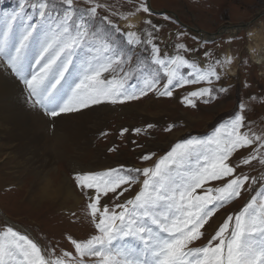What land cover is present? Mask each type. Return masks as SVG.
<instances>
[{"label": "snow or ice", "instance_id": "obj_1", "mask_svg": "<svg viewBox=\"0 0 264 264\" xmlns=\"http://www.w3.org/2000/svg\"><path fill=\"white\" fill-rule=\"evenodd\" d=\"M84 3L88 7L77 0H17L10 12L0 8V71L21 82L26 103L53 123L62 114L137 101L149 93L173 97L175 89L201 82L208 86L184 94V105H209L232 91L233 85L215 82L227 78L233 57L213 59L205 51L208 63L201 67L181 53L196 51L184 43L175 45L176 54L162 55L155 41L164 25L152 18L143 28L131 22L140 14L154 17L149 0H129L128 11L111 13L126 28L102 14L107 4ZM238 109L210 134L179 140L158 157L142 154L145 162L157 157L151 166L77 172L76 185L94 193L87 207L95 234L69 237L75 255L65 251L51 258L54 249H47L46 258L29 235L8 226L0 230V264H264V129L257 131L255 121L247 119L246 102ZM153 127L133 132L148 134ZM171 130L169 125L166 131ZM128 131L123 128L121 136ZM136 185L139 190L129 198L126 193ZM253 192L205 246H191L219 209ZM102 198H107L103 208Z\"/></svg>", "mask_w": 264, "mask_h": 264}, {"label": "rangeland", "instance_id": "obj_2", "mask_svg": "<svg viewBox=\"0 0 264 264\" xmlns=\"http://www.w3.org/2000/svg\"><path fill=\"white\" fill-rule=\"evenodd\" d=\"M262 1L263 4L258 3V0H149L155 12L154 17L149 18H152L157 25H164L160 28L158 39L155 41L161 47L162 55L176 54L178 50L175 45L184 43L187 49L196 51L180 50L181 53L190 60L196 59L201 67H205L208 63V58L204 56L205 51L212 52L213 59H223L229 49L232 51L238 73H227V78L215 84L234 87L229 94L219 96L209 105L198 102L196 108L184 105L181 102L182 96L188 91L208 86L206 82L175 89L173 97H159L149 93L137 101L110 104L113 109L109 111L107 124L99 129V134L91 146L93 149L89 154L84 155L81 161V169L95 172L118 167L121 164L127 167L151 166L158 156L165 154L179 140L189 138L191 135L210 134L219 123L239 110L238 105L242 101L251 109V111L245 110L247 119L255 121L254 126L257 131L264 129V65L254 63L246 49L251 27H257L259 21L264 23V0ZM98 2L108 5L109 10L102 14L109 15L119 24L121 19L112 16L111 13L125 12L130 8L129 0H98ZM77 3L81 7H88L84 0H77ZM16 5L17 0H0V8L6 12H10ZM158 11L164 13L158 14ZM164 15L169 16L170 19L165 20ZM226 18L233 26H226L227 24L223 22ZM183 24L201 30L203 35ZM245 24L248 26L232 28ZM143 27L142 21L137 28ZM179 33L184 35H178ZM244 83L250 84L251 87H243ZM252 95H256L258 99L251 101L249 98ZM148 124L154 125L148 134L133 132L134 128H144ZM169 125L172 126L170 132L166 131ZM125 127L129 131L121 136V131ZM139 145L144 146L143 151L138 147ZM113 147L116 150L109 151ZM148 152H156L157 157L145 162L140 157ZM64 162L62 167L60 164L57 165L59 170L49 176L50 181L55 183L54 187H49L47 180H36L30 175L19 174L17 178H8L4 170H9L10 165L0 158V230L12 226L22 234L29 235L38 243L42 252H45L46 258H48L47 249H54L51 258L61 256L65 251H71L75 255L69 237L86 239L96 232L91 223L90 209L87 207L91 202L89 196L94 193L91 190H82L76 185L74 179L76 173L70 170L67 162ZM259 167L256 165L257 169ZM96 168L101 169L95 170ZM60 172H66L67 176L72 178L75 191L83 197L74 210L72 209L75 207L71 208V202L68 203L71 207L65 206L69 208L66 210L58 197L55 198L53 194L58 189L57 179L62 176ZM138 190L139 185H136L134 190L126 195L130 198ZM253 194L254 192L242 193L240 198L219 209L202 229L204 235L191 246H205L211 236L215 235L223 219L228 214L238 213ZM106 200L107 198H102L101 208ZM107 202L111 207L112 202Z\"/></svg>", "mask_w": 264, "mask_h": 264}, {"label": "bare ground", "instance_id": "obj_3", "mask_svg": "<svg viewBox=\"0 0 264 264\" xmlns=\"http://www.w3.org/2000/svg\"><path fill=\"white\" fill-rule=\"evenodd\" d=\"M147 18H149L147 15L140 14L131 22L138 26ZM120 24L126 28V22L120 20ZM261 24L264 23L259 21V25ZM257 27H251L249 32ZM255 39L254 35L251 38L248 35L246 48L248 55L254 63L264 65V62H261L264 52L251 51L253 48L250 45ZM226 56L232 57V51L228 49ZM228 73H238L235 62ZM111 106L105 103L82 109L78 113L62 114L55 118L53 123V120L45 116L42 111L31 108L26 103L21 82L8 73L0 71V158L10 165L9 170H4V174L11 179L17 178L19 174L34 176L36 180H47L49 187H54L55 183L50 181L49 176L57 172L59 164L62 167L64 161L72 172H87L81 169V161L84 155L89 154L93 149L91 146L101 126L107 124L109 111L113 109ZM99 169L101 168L95 170ZM66 172H60L62 176L57 179L58 189L53 194L55 198L58 197L64 208L71 202L72 207L69 206L75 207L72 209L74 210L83 197L75 191L72 178L67 176Z\"/></svg>", "mask_w": 264, "mask_h": 264}, {"label": "clouds", "instance_id": "obj_4", "mask_svg": "<svg viewBox=\"0 0 264 264\" xmlns=\"http://www.w3.org/2000/svg\"><path fill=\"white\" fill-rule=\"evenodd\" d=\"M252 32L254 33L256 39L253 40L250 47L254 48L256 51L264 52V24L254 28Z\"/></svg>", "mask_w": 264, "mask_h": 264}, {"label": "water", "instance_id": "obj_5", "mask_svg": "<svg viewBox=\"0 0 264 264\" xmlns=\"http://www.w3.org/2000/svg\"><path fill=\"white\" fill-rule=\"evenodd\" d=\"M167 11V10H166ZM184 26H186V27H188V28H191L192 30H195L196 32H201V30H199V29H194L193 27H190V26H188V25H186V24H183ZM247 24H245V25H238V26H234V27H237V28H241L242 26H246ZM209 34H211V33H208V35ZM210 36H213V34H211Z\"/></svg>", "mask_w": 264, "mask_h": 264}, {"label": "flooded vegetation", "instance_id": "obj_6", "mask_svg": "<svg viewBox=\"0 0 264 264\" xmlns=\"http://www.w3.org/2000/svg\"><path fill=\"white\" fill-rule=\"evenodd\" d=\"M263 1L262 0H258V3H262ZM263 4V3H262ZM158 14H161V13H158ZM223 22H225L227 25L226 26H228V27H231V21L229 20V19H223Z\"/></svg>", "mask_w": 264, "mask_h": 264}]
</instances>
